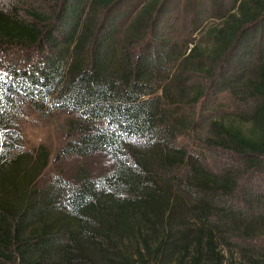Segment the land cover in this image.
<instances>
[{
	"label": "trees",
	"instance_id": "trees-1",
	"mask_svg": "<svg viewBox=\"0 0 264 264\" xmlns=\"http://www.w3.org/2000/svg\"><path fill=\"white\" fill-rule=\"evenodd\" d=\"M21 6L0 3V264H264V0ZM22 102L67 116L49 182Z\"/></svg>",
	"mask_w": 264,
	"mask_h": 264
},
{
	"label": "rangeland",
	"instance_id": "rangeland-1",
	"mask_svg": "<svg viewBox=\"0 0 264 264\" xmlns=\"http://www.w3.org/2000/svg\"><path fill=\"white\" fill-rule=\"evenodd\" d=\"M18 1L20 4H18ZM23 1L26 2L27 0H0V3L11 8L13 4L22 7ZM13 121L17 125L16 130L23 137V147L26 151L37 157L40 147L44 146L50 155L49 173L43 181L49 182L58 176V165L54 162L64 145L73 138L70 136L67 127V116L47 110L38 112L32 103L22 102L18 106ZM104 163L105 160L101 158L90 161L94 171L97 170L96 164L105 167Z\"/></svg>",
	"mask_w": 264,
	"mask_h": 264
}]
</instances>
